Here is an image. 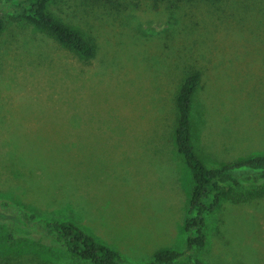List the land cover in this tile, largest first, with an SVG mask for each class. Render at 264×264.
Here are the masks:
<instances>
[{
    "label": "rangeland",
    "instance_id": "1",
    "mask_svg": "<svg viewBox=\"0 0 264 264\" xmlns=\"http://www.w3.org/2000/svg\"><path fill=\"white\" fill-rule=\"evenodd\" d=\"M174 1L53 0L95 44L86 58L0 0V202L71 220L135 264L186 249L191 174L174 125L191 67L202 74L194 121L204 159L264 153V0ZM11 229L0 223V252L17 264H88L36 245L35 225L17 226L14 239ZM208 231L207 247L188 254L264 264V197L224 202Z\"/></svg>",
    "mask_w": 264,
    "mask_h": 264
},
{
    "label": "trees",
    "instance_id": "2",
    "mask_svg": "<svg viewBox=\"0 0 264 264\" xmlns=\"http://www.w3.org/2000/svg\"><path fill=\"white\" fill-rule=\"evenodd\" d=\"M2 1L14 19L50 32L64 46L81 56L91 58L96 54L93 42L50 10L53 0ZM158 1L162 0H154L156 3ZM165 1L171 5L175 2L174 0ZM5 29L6 21L0 15V38ZM201 75L199 69L191 67L184 75L175 97L174 142L191 174L190 198L184 221L186 249L185 251L173 248L161 249L141 264H182L186 259H191L194 264H214L204 261L199 256L188 254V251H200L207 247L210 217L226 201L238 203L264 197V153L210 165L204 159L205 149L196 147L195 126L197 124L194 121V99ZM5 222L12 224L11 239L15 237L14 229L17 226L35 225L40 233L39 236H35V240L33 239L36 245L62 247L74 259L88 264H135L119 250L98 240L71 220L38 218L36 214L26 209L14 208L7 200H1L0 223ZM38 257L40 260L47 261L39 254ZM33 259L35 260L34 257ZM18 262L19 259L13 253L0 252V264H17Z\"/></svg>",
    "mask_w": 264,
    "mask_h": 264
}]
</instances>
